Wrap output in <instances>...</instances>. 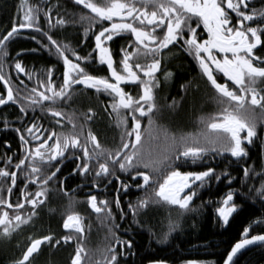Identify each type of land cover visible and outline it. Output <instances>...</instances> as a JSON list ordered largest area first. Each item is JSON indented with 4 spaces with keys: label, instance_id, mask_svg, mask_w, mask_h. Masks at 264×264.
I'll use <instances>...</instances> for the list:
<instances>
[{
    "label": "snow or ice",
    "instance_id": "obj_1",
    "mask_svg": "<svg viewBox=\"0 0 264 264\" xmlns=\"http://www.w3.org/2000/svg\"><path fill=\"white\" fill-rule=\"evenodd\" d=\"M250 2L74 0L76 6L86 10L75 22L88 25L84 28V39L76 48H70L55 36V30L67 23L64 16L68 15H61L58 4L52 6L49 0H43L44 7L29 5L11 30L0 38L3 89L0 106L17 105L21 122L30 119L29 111L35 114L39 110L41 119L46 117L49 126L31 120L23 128L12 129L18 135L19 152L0 161L5 165L0 167L3 233L22 231V226L35 223L48 185L58 179L57 174L68 159L75 162L73 173L85 178L94 173V188L98 187L96 181L100 178L116 179L114 203L122 221L130 213L132 222L144 228L147 224L138 217L150 204L173 208L175 216L169 217L168 230L157 243H164L178 229L182 231V221L201 215L206 208L212 209L213 221L221 226H228L246 207H254L256 203L264 209V168L257 174L246 159L248 146L256 140L264 148V137L258 131V124L264 122V87L258 86V82L264 85V10H250ZM53 12H56L55 19ZM22 30L38 33L40 39L37 35L30 38L62 63V71L50 66L35 73L18 58L21 54L18 52L10 67H14L17 75L23 74L32 83L31 87L23 81L15 84L5 71L9 58L7 42ZM44 40L47 42L43 43ZM117 40L123 41L118 48L114 46ZM81 45L91 50L81 55ZM172 49L187 52L194 59L199 68L197 90L200 86L209 90L216 103L215 112L199 117L201 127L196 133L172 132L156 123L161 113L157 92L160 74L164 82L172 77L163 63L165 53ZM93 65L102 66L108 75L93 74L90 71ZM190 87L191 83L181 85L185 92ZM88 90L106 95L116 113L121 133L119 141H113V147L101 144L91 128L85 133V126L96 114L92 107L80 113L83 124L77 123L75 113L63 110L62 106ZM175 103L170 107H175ZM145 119L147 125L143 124ZM0 123L4 129L9 128L10 122L6 119ZM5 144L11 149L8 141ZM218 159L225 161L222 169L209 166ZM233 163L236 168L232 167ZM118 172L128 173L134 183L122 181ZM254 178L260 181L258 187L252 183ZM18 179H22L24 186L19 187L18 199L13 203L8 197L18 187ZM32 185H36L35 191H29ZM219 185L224 186L222 192ZM133 187L144 195L135 203L129 202L125 210L119 193ZM213 188H217L218 198L210 196L201 200L202 193H211ZM197 200L201 203L197 204ZM86 203L98 218L113 220L112 200L89 194ZM27 206L31 210L24 215ZM82 219L72 210L62 227L75 232L56 239V244L74 238L83 240ZM119 227L115 223L109 226L119 248L113 244L104 250L105 264H120L121 256L132 254L133 241L117 237L112 231H119ZM149 234L156 235L150 227ZM240 236L227 251L223 264H235L234 258L246 246L257 243L264 246V211L243 226ZM54 239L53 235L42 233L28 237L20 257L12 264H33L34 254L41 245L51 244ZM202 246L208 247L207 243ZM83 252L82 244L78 243L70 264H81ZM148 264L166 262L149 261ZM187 264L201 262L189 260Z\"/></svg>",
    "mask_w": 264,
    "mask_h": 264
},
{
    "label": "trees",
    "instance_id": "obj_2",
    "mask_svg": "<svg viewBox=\"0 0 264 264\" xmlns=\"http://www.w3.org/2000/svg\"><path fill=\"white\" fill-rule=\"evenodd\" d=\"M95 2V0H94ZM50 5H59L61 15L67 13L64 19L67 23L55 30V36L63 43L69 45L70 48H76L80 41L84 39L86 33L84 28L88 27L84 23H76L79 15L86 10L74 4V0H49ZM44 7L43 0H28L26 4L22 0H0V38L11 30L14 23L18 22V17L22 16L23 11L29 5H37ZM249 9L257 11L264 10V0H251ZM75 13V16L72 14ZM53 18H56V12H53ZM43 20V17H42ZM94 27V26H93ZM38 33L32 30H22L21 34L7 42V50L9 58L5 62V71L8 72L14 83L19 84L23 81L29 87L32 83L23 75H17L14 64L17 53L23 64L32 72L39 73L50 66L61 69L62 63H58V58L51 55L47 50L43 49L40 44L32 40L30 37ZM47 41L44 40L43 43ZM123 41L117 40L115 47ZM81 55L90 51V48H84ZM23 50V52H21ZM35 50V51H33ZM70 58H72L70 56ZM164 66L166 70L172 72V77L164 82L163 74H160L161 84L158 92V100L161 105V113L156 123L160 126L168 128L172 132L196 133L201 125L199 117L216 110V103L212 99V93L203 86L197 90L199 84V68L194 59L184 51L172 49L165 53ZM93 74L107 76V71L99 65H93L90 69ZM191 83V87L187 92L181 88L182 84ZM258 86L264 87V85ZM128 90V89H126ZM0 86V92H2ZM175 101V107H170ZM65 112L75 113L78 117L77 123L83 124L84 120L80 117V113L87 111L92 107L95 111V117L85 126V133L89 128L97 135L98 140L106 147H113V141H119L121 128L117 125L116 113L112 110L109 98L104 94H97L95 90H88L83 96H75L67 105L62 106ZM3 110H0V121L5 119L10 122L9 128L4 129L3 123H0V153L4 141H8L11 149L6 145V156H13L19 152L18 135L12 129L23 128L31 120H38L44 127H48L47 118H43L42 114L37 110L35 114L29 111V120L21 122V116L17 105L9 104ZM259 112V108H257ZM66 123V122H65ZM147 125V120L143 121ZM70 128L71 125H68ZM60 130V129H57ZM258 131L264 137V122L258 124ZM249 158L247 163L252 165L256 173L264 168V148L261 141L256 140L251 146H248ZM225 161L218 159L212 161L209 166L222 169ZM1 167L3 163H0ZM75 162L68 159L61 166V171L57 174L58 179L48 185L46 197L42 206L38 207V218L34 224L22 226L23 230L12 231L4 234L0 229V264H12L18 259L21 252L25 248L28 237L36 234H51L55 237L51 244L44 243L35 255L33 264H70V257L75 255L77 244H82L84 252L82 253V264H105V249L116 244V240L112 238L109 232V226L112 223L119 224V231L113 229L117 237L122 239H131L133 241L132 254L120 257V264H148L149 261H165L169 264H187L189 260L201 262V264H223V259L230 250L231 245L240 239V233L243 226H246L250 220L261 215L264 209H261L259 203L254 207H246L234 220H231L228 226H221L215 223L212 218V209L206 208L204 212L197 216L192 215L182 221L183 230H177L170 233L169 238L164 243H157L161 239L162 234L168 230V220L170 216H175L173 208L163 206L161 204H150L138 219L147 224V227L141 228L132 222L131 214L125 220H120L119 210L115 207L114 199L117 195V181L113 178L110 183L107 179L100 178L96 181L98 187H92L94 173L82 177L73 173ZM233 168L237 165L233 163ZM12 170V169H9ZM198 170V169H187ZM234 175L236 173H233ZM124 182L134 183L128 173H117ZM2 179V178H0ZM63 181V184L60 181ZM108 182L106 187L102 184ZM135 182H139L138 180ZM252 183L259 186V179H253ZM19 187H22V179H18V187L14 188L13 194L8 198L15 203L18 199ZM73 189H75L73 191ZM77 190L80 192L78 193ZM219 190H224L223 185H219ZM71 191L70 193H68ZM89 194L97 195L98 199L112 200L111 205L114 218L112 221H104L102 217L98 218L97 214L86 203ZM217 188H213L211 193L204 191L201 200L210 196L217 197ZM144 193L136 188H131L126 193L121 191L119 198L121 207L127 210L129 202L135 203L138 198L143 197ZM201 200L196 203L200 204ZM71 202V209L69 204ZM31 206H27L24 215H28ZM74 210L82 217V226L84 232L81 234L83 240L74 238L72 241L65 243L61 240L60 244H56L55 240L75 232V230L63 229V220L70 212ZM146 213V215L144 214ZM195 224V226H193ZM149 227L156 235L149 234ZM252 234H257L253 232ZM207 243L208 247H203ZM117 249L119 245L116 244ZM235 264H264V246L259 243L251 245L243 249L234 258Z\"/></svg>",
    "mask_w": 264,
    "mask_h": 264
},
{
    "label": "flooded vegetation",
    "instance_id": "obj_3",
    "mask_svg": "<svg viewBox=\"0 0 264 264\" xmlns=\"http://www.w3.org/2000/svg\"><path fill=\"white\" fill-rule=\"evenodd\" d=\"M6 106H1L0 107V110H3V112L4 113H6V109H4ZM1 150V149H0ZM2 151H3V153H0V161H2L5 157H6V144H5V141H4V145H3V148H2ZM0 167H1V165H0ZM2 167H5V165L3 164V166ZM103 180H105V179H103ZM106 181V180H105ZM111 181H113V178L109 181L108 180V182L110 183ZM108 182H104L103 184H102V186L103 187H106L107 185H108ZM24 185H23V183H22V187H23ZM36 190V185H32L31 187H30V189H29V191H35ZM75 189H73V191H74ZM71 191H69L68 193H70ZM77 192L79 193L80 191L79 190H77ZM43 246V245H42ZM40 250H41V248H40ZM39 252V251H38ZM36 255V254H35ZM34 255V256H35ZM81 264H82V261H81Z\"/></svg>",
    "mask_w": 264,
    "mask_h": 264
},
{
    "label": "rangeland",
    "instance_id": "obj_4",
    "mask_svg": "<svg viewBox=\"0 0 264 264\" xmlns=\"http://www.w3.org/2000/svg\"><path fill=\"white\" fill-rule=\"evenodd\" d=\"M22 1H23L24 4H26L28 0H22Z\"/></svg>",
    "mask_w": 264,
    "mask_h": 264
},
{
    "label": "water",
    "instance_id": "obj_5",
    "mask_svg": "<svg viewBox=\"0 0 264 264\" xmlns=\"http://www.w3.org/2000/svg\"><path fill=\"white\" fill-rule=\"evenodd\" d=\"M0 107H1V106H0ZM42 245H43V244H42ZM42 245H41V247H42ZM250 246H251V245H250ZM246 247H249V246H246ZM39 250H40V249H39ZM39 250H38V251H39ZM241 251H242V250H241ZM34 255H35V254H34ZM237 255H238V254H237ZM166 264H169V263H166Z\"/></svg>",
    "mask_w": 264,
    "mask_h": 264
}]
</instances>
